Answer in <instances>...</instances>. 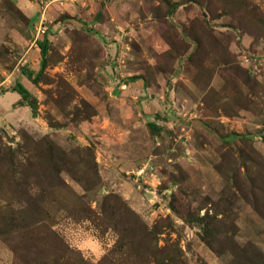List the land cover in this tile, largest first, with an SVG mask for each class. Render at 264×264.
<instances>
[{"label": "rangeland", "instance_id": "1", "mask_svg": "<svg viewBox=\"0 0 264 264\" xmlns=\"http://www.w3.org/2000/svg\"><path fill=\"white\" fill-rule=\"evenodd\" d=\"M27 1L0 0V95L35 108L0 106V264H264V0Z\"/></svg>", "mask_w": 264, "mask_h": 264}, {"label": "crops", "instance_id": "2", "mask_svg": "<svg viewBox=\"0 0 264 264\" xmlns=\"http://www.w3.org/2000/svg\"><path fill=\"white\" fill-rule=\"evenodd\" d=\"M15 3L18 7H20L23 12H25L26 15H28V18H32L35 14V8L30 4L31 2H28L27 0H15ZM28 3V5H27ZM34 10V11H33ZM39 54V53H38ZM37 56V49L35 47H29L28 50L24 53L23 57L25 58H30L32 60H34V63L31 65V69L34 68L35 66V61L37 58H35ZM18 82L20 84H22L24 87V83L22 80V76L21 78L18 80ZM19 96L14 93V92H4L3 94L0 95V106L1 108L3 107L2 104H6L7 108H10L11 110H15L17 108H24L20 105H18V101H19ZM5 109H3L4 111ZM3 111L0 110V114L3 113ZM4 123V120L2 119V115H0V123Z\"/></svg>", "mask_w": 264, "mask_h": 264}, {"label": "trees", "instance_id": "3", "mask_svg": "<svg viewBox=\"0 0 264 264\" xmlns=\"http://www.w3.org/2000/svg\"><path fill=\"white\" fill-rule=\"evenodd\" d=\"M36 46L38 48V53L40 57L39 69L33 75V77H31L32 73H28L29 76H26L31 81V83H35L37 81L39 73L44 67L45 55H46V44L44 40L36 43ZM10 92H14L19 96L20 101L18 105L28 107L30 109L31 117H34L35 115L34 101L30 93L27 91V89L19 82H15L12 85V87H10Z\"/></svg>", "mask_w": 264, "mask_h": 264}, {"label": "built area", "instance_id": "4", "mask_svg": "<svg viewBox=\"0 0 264 264\" xmlns=\"http://www.w3.org/2000/svg\"><path fill=\"white\" fill-rule=\"evenodd\" d=\"M41 30H42V28H41L40 25H39V26L36 28V32H37V33H42Z\"/></svg>", "mask_w": 264, "mask_h": 264}]
</instances>
